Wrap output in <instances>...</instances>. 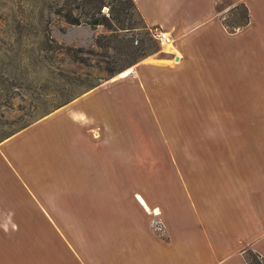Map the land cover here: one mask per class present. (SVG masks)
Returning a JSON list of instances; mask_svg holds the SVG:
<instances>
[{"label":"crops","instance_id":"obj_1","mask_svg":"<svg viewBox=\"0 0 264 264\" xmlns=\"http://www.w3.org/2000/svg\"><path fill=\"white\" fill-rule=\"evenodd\" d=\"M134 1L147 25L173 41L169 50L139 62L136 70L140 75L149 70V83L190 70L206 83L216 78L212 85L219 93L225 81L230 90L224 92L232 94V79L242 72L238 62L257 45L264 47V0H230L229 8L220 7L225 0ZM240 3L248 8L250 24L229 33L225 14ZM63 109L0 142V242L14 243L8 234L16 236L18 227L60 230L53 238L22 236L29 244L20 253L27 264H249V251L264 260V141L234 136L224 139L225 145L219 139L212 151L218 159L208 163L190 149L179 152L188 158L160 164L152 192V178L138 183L129 164L114 154L102 158L88 132L86 147L75 148L86 155L80 162L85 171L67 179V197L77 198L72 211L58 208L55 194L39 191L40 183L52 179L35 171L38 159L24 153V144L37 139L38 130L44 132ZM73 114L72 125L89 131L90 122ZM35 242L42 246L36 249ZM20 254L0 248V264H20Z\"/></svg>","mask_w":264,"mask_h":264},{"label":"rangeland","instance_id":"obj_2","mask_svg":"<svg viewBox=\"0 0 264 264\" xmlns=\"http://www.w3.org/2000/svg\"><path fill=\"white\" fill-rule=\"evenodd\" d=\"M98 1L101 10L96 17L114 19L120 0H0V141L64 108L44 132L38 130L37 139L24 144L25 156L33 154L39 160L34 162L35 171L46 172L52 179L49 184L40 183L39 191L55 194L60 199L59 206L55 204L58 208L73 211L77 205V198L67 197L71 196L67 179L85 171L80 162L86 155L75 148L88 142L84 139L88 132L89 141L100 144L102 158L114 154L122 165L129 164L130 175L138 183L145 176L152 178V192L160 164H178V159L188 158L177 156L179 152L190 149L208 163L218 159L212 151L218 150L219 139L222 144L224 139L235 140L234 136L264 141V47L257 45L247 53V59L238 62L242 72L232 79V94L224 92L230 90L225 81L223 93H219L212 85L216 78H208L206 83L190 70L176 79L149 83V70L143 75L136 70L139 62L126 70L132 69L129 76L122 78L121 72L108 78L104 69L118 67L114 61L119 43L99 45V39L102 43L113 37L135 38L134 46L145 42L152 48L156 43L161 51L163 46L133 7L120 15L127 30L119 29L118 20H113L109 29L88 26L85 21L95 16L91 6ZM231 4L225 0L220 7ZM69 13L79 25L67 23L61 16ZM230 17L226 12L225 19ZM150 56L140 63L149 62ZM73 113L90 122L89 131L79 132L72 125ZM70 218L65 214L63 219ZM48 231L18 227L16 236L8 234L14 243L2 241L0 248L20 254L29 245L21 239H28L29 233L34 239L59 236V229ZM35 243L36 249L42 246ZM19 262L27 264L26 256L20 254Z\"/></svg>","mask_w":264,"mask_h":264},{"label":"trees","instance_id":"obj_3","mask_svg":"<svg viewBox=\"0 0 264 264\" xmlns=\"http://www.w3.org/2000/svg\"><path fill=\"white\" fill-rule=\"evenodd\" d=\"M119 4L120 5L114 9V19H111V18L107 19L105 16L98 17V18L96 17V15L100 14L101 3H99V1L96 3H93L91 8L95 10V16L93 15L92 18L90 20L85 21V23L88 24V26L92 28L98 27V26H105L107 29H109L111 27L112 21L118 20L119 25H120L119 29H123V30L129 29V28H126L127 25L126 26L124 25L123 20L120 19V15H122V13L123 14L125 13L127 7H133L137 9L136 8L137 5L134 0H128L127 3H124V1L120 0ZM229 13L231 14V17L229 18V20L224 19L225 27L229 33H235L239 28L249 25L250 15H249L248 8L245 3L238 4L235 8L230 10ZM61 16L66 19L67 23H71L72 25L80 24V21L73 20L70 13L67 15H61ZM128 26L130 27V25ZM106 39L107 38H105V40ZM101 40L99 39L97 41L99 45L111 46L114 42L119 43L118 48H117V56H116L117 58H115V61H114L115 63L118 64V67L114 66V67H109L106 70L104 69L105 73L107 74L106 76H108V78H112L113 76L118 75L121 72L123 74L124 71L136 65L138 62H141L142 59H145L149 55H152L156 52L158 53L160 51V48L158 47L156 43H154L151 46L152 48H150V46H146L144 44L145 42H141V45L134 46L135 38L126 41L123 39L119 40L118 38L113 37V39L103 41L102 43H101ZM61 48L63 49L64 47H61ZM79 51H81V49H79ZM246 259L249 264H264V260L259 255H257V253H255L254 251H249L246 254Z\"/></svg>","mask_w":264,"mask_h":264},{"label":"built area","instance_id":"obj_4","mask_svg":"<svg viewBox=\"0 0 264 264\" xmlns=\"http://www.w3.org/2000/svg\"><path fill=\"white\" fill-rule=\"evenodd\" d=\"M152 35L157 40L160 46H163V44H169L173 42L167 33L158 29L157 27L153 28Z\"/></svg>","mask_w":264,"mask_h":264},{"label":"bare ground","instance_id":"obj_5","mask_svg":"<svg viewBox=\"0 0 264 264\" xmlns=\"http://www.w3.org/2000/svg\"><path fill=\"white\" fill-rule=\"evenodd\" d=\"M171 43H169V44H163V48H165V49H167V50H169L170 49V47H171V45H170ZM132 73V69H130V70H128V71H126V72H124L123 74H121V75H119L120 77H122V78H124V77H127V76H129L130 74Z\"/></svg>","mask_w":264,"mask_h":264}]
</instances>
